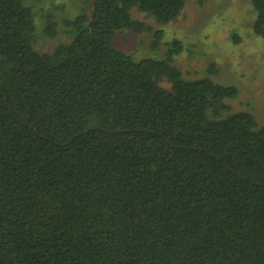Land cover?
<instances>
[{
  "label": "trees",
  "instance_id": "1",
  "mask_svg": "<svg viewBox=\"0 0 264 264\" xmlns=\"http://www.w3.org/2000/svg\"><path fill=\"white\" fill-rule=\"evenodd\" d=\"M186 2L92 0L44 52L32 9L0 0V264H264V124L185 78L178 41L139 61L113 42L145 27L133 8L166 25Z\"/></svg>",
  "mask_w": 264,
  "mask_h": 264
},
{
  "label": "rangeland",
  "instance_id": "2",
  "mask_svg": "<svg viewBox=\"0 0 264 264\" xmlns=\"http://www.w3.org/2000/svg\"><path fill=\"white\" fill-rule=\"evenodd\" d=\"M21 1L33 11L35 47L44 52H53L72 40L75 30L68 22L92 14V0ZM132 15L145 27L138 32L118 31L113 38L117 48L136 61L161 59L178 41L181 48L172 63L185 78L209 77L216 83L235 86L238 95L225 100L231 112H249L259 125L264 124V38L253 31L256 11L250 0H187L178 18L166 25L136 8ZM50 20L54 35L45 31ZM158 30L163 36L153 47ZM160 85L169 89L171 82L165 78Z\"/></svg>",
  "mask_w": 264,
  "mask_h": 264
},
{
  "label": "water",
  "instance_id": "3",
  "mask_svg": "<svg viewBox=\"0 0 264 264\" xmlns=\"http://www.w3.org/2000/svg\"><path fill=\"white\" fill-rule=\"evenodd\" d=\"M88 129H86L85 131H82L80 134H82V133H84V132H86Z\"/></svg>",
  "mask_w": 264,
  "mask_h": 264
}]
</instances>
